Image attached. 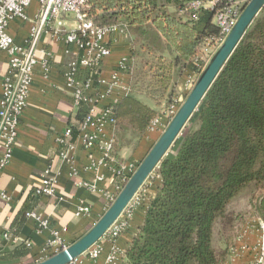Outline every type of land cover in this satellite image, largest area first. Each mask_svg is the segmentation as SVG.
Here are the masks:
<instances>
[{
    "label": "trees",
    "instance_id": "obj_1",
    "mask_svg": "<svg viewBox=\"0 0 264 264\" xmlns=\"http://www.w3.org/2000/svg\"><path fill=\"white\" fill-rule=\"evenodd\" d=\"M190 1L87 0L88 15L95 24L117 25L123 32L128 28L153 44H142L150 59L143 62L136 87L155 104L166 95L175 68L190 67L198 76L201 67L194 60L198 49L205 40L219 37L214 11L202 9L192 19L190 12L183 10ZM263 23L264 7L149 176L156 191L144 208L143 222L124 253L123 264H222L226 259L242 224L224 233L226 247L217 253L213 247L215 222L226 217L228 204L247 184L264 182ZM160 37L169 57L159 54V45L155 47ZM125 66L131 73L132 65L125 62ZM100 76L90 77L88 69L78 68L73 79L83 82L90 77L92 87L100 89ZM78 108L72 138L80 135L78 126L88 111L85 104ZM167 108L156 113L133 95L125 96L114 107V123L142 133L148 122ZM114 150L113 142V155ZM231 152L233 156L222 170L220 162Z\"/></svg>",
    "mask_w": 264,
    "mask_h": 264
},
{
    "label": "crops",
    "instance_id": "obj_2",
    "mask_svg": "<svg viewBox=\"0 0 264 264\" xmlns=\"http://www.w3.org/2000/svg\"><path fill=\"white\" fill-rule=\"evenodd\" d=\"M37 8V3L33 2L26 10L28 20L16 18L9 23L8 31L17 44L25 43L31 27L30 19ZM169 10L173 11V8ZM66 23L67 26L72 25V21ZM106 40L109 42L111 52L102 63L100 74L102 80L109 81L113 71L118 70L117 65L121 61L129 62L133 69L131 73L127 70L121 72L120 87L116 88L105 101L116 107L125 96L133 95L157 113L161 108L178 106L185 99L188 94L186 79L195 75L190 67H185L181 71L179 68L174 69L166 95L159 104H155L140 91L139 87H136V80H139L140 74L139 78L136 76L146 58L150 59L144 50L146 46L143 47L142 44L149 42L150 46H153L150 40L143 41L142 36L128 28L125 32L106 37ZM156 45H159L156 48L160 51L159 54L169 57L163 38L156 39L155 47ZM78 53L77 47L64 41H53L47 34H42L38 40L36 54L39 63L34 67L27 106L20 118L17 142L12 158L0 174V195L3 193L8 197L6 199L0 197V264H30L43 260L45 256L54 252L48 247L52 230L59 231L63 245H69L77 240L103 214L109 205V194L115 191V181L107 167L101 165L97 168L88 167L89 160L77 136L73 138L71 136V147L67 149L70 161H63L59 155L62 146L56 142L57 136L66 127H72L77 122L79 108L73 104L72 87L66 73ZM43 60L47 61L46 73L41 64ZM7 71V58L0 52V95L2 78ZM140 85L141 82H138V86ZM149 123L142 133L121 124L108 126L106 133L113 139L115 159L137 163L144 158L160 135L159 131L149 129ZM47 166L56 180V195L35 196L33 190ZM99 176H102V179L95 180ZM81 180L94 183L95 190L76 186L75 182ZM155 191L156 183L148 177L138 190L137 204L135 199H132L127 205L132 214L126 229L116 240L119 253L114 264H123L124 253L143 222L144 208ZM80 204L89 207V216L75 215ZM27 211H34L46 218L48 227L38 229L37 223L25 216ZM120 216L125 217V211ZM253 242L254 238L249 237L247 243ZM99 243L103 251L97 260L90 261L82 255L78 257V261L82 264H106V256L111 246L105 238L100 239ZM244 257L243 260L230 262L227 254L222 264L247 263L253 258L251 249L250 255Z\"/></svg>",
    "mask_w": 264,
    "mask_h": 264
},
{
    "label": "built area",
    "instance_id": "obj_3",
    "mask_svg": "<svg viewBox=\"0 0 264 264\" xmlns=\"http://www.w3.org/2000/svg\"><path fill=\"white\" fill-rule=\"evenodd\" d=\"M248 1L229 0L222 4L220 0H193L185 4L183 10L190 12L192 19H196L198 12L202 9L213 10V23L219 29V37L205 40L204 45L198 49L194 60L201 70L208 62L212 52L208 45L205 46L206 41L221 44ZM33 2L37 3L38 8L33 18L30 19L31 27L28 37L24 44H17L8 31L9 23L16 18L28 20L26 10ZM87 10V0H0V52L5 54L8 65V71L2 78L0 95V174L12 158L17 142L20 118L27 106L34 67L39 63L36 54L38 40L42 34H47L53 41H64L79 50L77 58L70 63L69 72L66 73L72 87L74 106L79 107L81 104H85L88 107L86 115L78 126L80 131L78 140L86 152L89 168H97L101 165L111 171L115 181V191L109 194L110 204L137 168L134 161L115 159L113 139L106 133L108 126L115 124L114 105L112 103L104 104V101L112 95L116 88L120 87V74L126 70L125 61L118 63V70L113 71L109 81H104L101 77L98 79L101 85L100 89H93L89 78L91 75H100L103 61L110 55L111 48L106 37L123 32V29L117 25L95 24ZM67 21H72V25L67 26ZM41 64L46 73L48 70L47 61L43 60ZM78 68L88 69L90 77L83 82L74 80L73 74ZM196 78L195 74L189 79L190 89ZM90 90L93 92H89ZM174 107L170 106L154 117L149 123V129L163 131L176 111ZM71 131V127H66L56 138V142L62 146L59 153L60 158L67 162L70 161L67 149L71 147ZM97 153L100 155L99 157ZM100 179L102 176L95 180ZM75 184L92 190L96 188L94 183L84 180L76 181ZM137 193L132 198L135 199L136 204L139 200ZM33 194L38 197L56 195V180L49 166L45 167L39 176V182L34 188ZM0 197L8 198L3 193ZM124 211L125 217L120 218V216L102 236L109 241L111 246L110 252L106 256V264L116 262V256L119 253L116 240L126 229L132 214L127 207ZM75 215L89 216L90 209L87 205L80 204L76 208ZM25 216L33 219L40 230L48 227V220L34 211L25 212ZM249 237L254 238L252 244L247 243ZM27 245L29 244L27 243ZM61 246L59 231L52 230L48 247L56 252ZM250 249L253 258L247 263L241 262V264H264V221L256 217L248 219L239 231L235 243L229 249L228 261L233 262L244 256H249ZM102 251L103 247L98 241L82 255L90 261H95L100 257ZM69 264L82 263L76 258Z\"/></svg>",
    "mask_w": 264,
    "mask_h": 264
},
{
    "label": "water",
    "instance_id": "obj_4",
    "mask_svg": "<svg viewBox=\"0 0 264 264\" xmlns=\"http://www.w3.org/2000/svg\"><path fill=\"white\" fill-rule=\"evenodd\" d=\"M263 7L264 0H249L244 5L234 26L212 53L164 130L97 221L77 240L33 264H69L102 238L109 227L120 217L160 161L167 155L218 72Z\"/></svg>",
    "mask_w": 264,
    "mask_h": 264
},
{
    "label": "rangeland",
    "instance_id": "obj_5",
    "mask_svg": "<svg viewBox=\"0 0 264 264\" xmlns=\"http://www.w3.org/2000/svg\"><path fill=\"white\" fill-rule=\"evenodd\" d=\"M261 30L262 31H261L260 42H261V44L264 45V23H263V27ZM257 42H258V40H257ZM219 44L220 43H213V42H207L206 41L205 46L208 45V47L211 48V50H212L211 55H212V53L216 50V48L219 46ZM190 78H191V76L188 77L186 79V82H185V86L188 89V92L190 90V87H189V79ZM178 106L176 105L174 108H176V110H177ZM232 156H233V152H231L224 159H222V161L220 162V168L222 170L228 165ZM224 216L220 217L215 222V225H214L213 247L217 253H221L220 251H223L225 249L226 241H225L224 233H225V235L227 232L229 233L231 231V228H237L239 226V224H242L240 227V230H241L243 228L245 222L252 217H256V218H259V219L264 221V182H261V183L251 182V183L247 184L230 201V203L227 206L226 217H224ZM243 218H244L243 222L239 223L240 220ZM227 249L228 248H226V251H227ZM58 251H56V252H58ZM47 257L48 256H45L44 258H47Z\"/></svg>",
    "mask_w": 264,
    "mask_h": 264
}]
</instances>
